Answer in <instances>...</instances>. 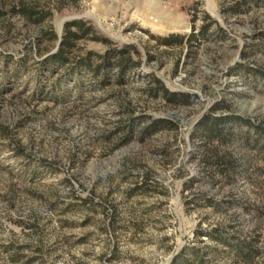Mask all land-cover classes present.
I'll return each instance as SVG.
<instances>
[{"label": "rangeland", "instance_id": "1", "mask_svg": "<svg viewBox=\"0 0 264 264\" xmlns=\"http://www.w3.org/2000/svg\"><path fill=\"white\" fill-rule=\"evenodd\" d=\"M0 12V264H172L189 246L216 264H264V0H0ZM207 15L223 33L212 24L192 47L157 39L199 32ZM75 19L133 46L141 64L126 83L116 69L105 86L87 72L65 79L48 60ZM107 48L81 39L72 56ZM151 75L190 101L152 97ZM222 102L231 110H212ZM206 113L248 122L205 143L195 126ZM151 117L176 127L139 139ZM204 156H231V175ZM216 229L251 243L252 262L198 233Z\"/></svg>", "mask_w": 264, "mask_h": 264}, {"label": "trees", "instance_id": "2", "mask_svg": "<svg viewBox=\"0 0 264 264\" xmlns=\"http://www.w3.org/2000/svg\"><path fill=\"white\" fill-rule=\"evenodd\" d=\"M15 11L22 13L28 20L32 22H39L42 19V16L38 14V11L25 6H20ZM207 18L209 19V22L207 24H203L199 32H195V26H193V30L190 32V34L171 33L169 35L159 36L157 39L161 44L167 46L184 45L187 43L190 47H192V45H198L201 43V40L208 39L209 28L212 24H216L217 29L222 33L224 32V29L218 24L216 19L212 18L210 15H207ZM91 30L92 27L88 26L82 19L67 21L64 25V33L59 50L52 54L48 60L52 61V65L60 62L64 64V67L68 68V72L64 75L66 76L64 77L65 79L69 78L70 76L72 77V74H75L79 77L80 73L87 72L97 79L100 78L99 85L105 86L110 82L111 71L116 69L117 83L121 85L126 83L127 72L141 64V61L134 58V54L131 51L133 46H125L121 49H117L113 47V43L110 39L91 35ZM89 38L102 39L108 44V48L102 54L90 50L86 55L72 56L73 51L77 47L78 41ZM134 51L136 52L135 48ZM151 77L156 84L155 86H151V88L148 89V93L152 97L162 96L166 102L173 104L188 103L190 101L191 95L189 93L172 91L159 77L154 75H151ZM220 105H223L227 109L231 110V106L224 102L216 103L212 110ZM145 117L147 116L141 115L132 117L130 119V123L127 125L130 128L127 139H132L134 137L133 132H135V126ZM233 120L248 122L247 119H244L240 116L228 114L214 116L211 113H206L196 124L195 131L201 132L202 139L205 140V143L212 142L214 140L224 141L227 136L225 134V128L227 124ZM174 127H176V123L171 119H152L151 117L149 123L139 132V139H144V136L150 135L155 131ZM260 133L264 137V130H261ZM211 158L215 159L214 162L218 165L219 169H221L222 173L229 176L231 175V172L229 171L233 168L232 165L234 162L231 156H204V160L209 163H212ZM148 178L149 176L136 188L139 189L145 185L147 186ZM198 233H203L204 235L209 236L210 238L217 241V244L228 246L234 253V256L242 259L246 263H251L255 254L257 253V249L251 243L236 241L231 237H228V235H225L223 232H218L217 229L214 231H202ZM209 248L211 249L212 247ZM214 248L217 247L215 246ZM207 255H209V251L208 254H205L204 249L201 247H184L178 254L174 256L172 264H216L211 257L207 258Z\"/></svg>", "mask_w": 264, "mask_h": 264}, {"label": "water", "instance_id": "3", "mask_svg": "<svg viewBox=\"0 0 264 264\" xmlns=\"http://www.w3.org/2000/svg\"><path fill=\"white\" fill-rule=\"evenodd\" d=\"M67 18H68V17H65L64 20L67 19ZM64 20L62 21V25H61V29H60V30H61V35H62V33H63V22H64ZM61 39H62V38H60L59 43L61 42Z\"/></svg>", "mask_w": 264, "mask_h": 264}]
</instances>
